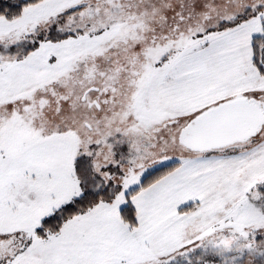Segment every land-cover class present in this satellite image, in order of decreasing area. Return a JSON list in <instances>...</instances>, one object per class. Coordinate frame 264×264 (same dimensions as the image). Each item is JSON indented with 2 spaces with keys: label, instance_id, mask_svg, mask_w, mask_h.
I'll use <instances>...</instances> for the list:
<instances>
[{
  "label": "snow or ice",
  "instance_id": "obj_1",
  "mask_svg": "<svg viewBox=\"0 0 264 264\" xmlns=\"http://www.w3.org/2000/svg\"><path fill=\"white\" fill-rule=\"evenodd\" d=\"M0 264H264V0H0Z\"/></svg>",
  "mask_w": 264,
  "mask_h": 264
}]
</instances>
